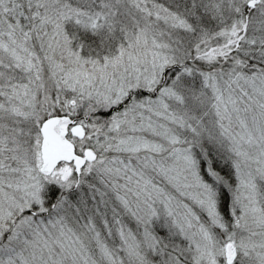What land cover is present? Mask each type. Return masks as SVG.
<instances>
[{"label":"snow or ice","instance_id":"obj_1","mask_svg":"<svg viewBox=\"0 0 264 264\" xmlns=\"http://www.w3.org/2000/svg\"><path fill=\"white\" fill-rule=\"evenodd\" d=\"M0 264H264V0H0Z\"/></svg>","mask_w":264,"mask_h":264}]
</instances>
